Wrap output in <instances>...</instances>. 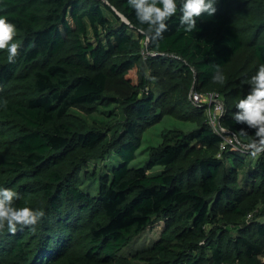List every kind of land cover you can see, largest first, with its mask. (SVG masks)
Wrapping results in <instances>:
<instances>
[{
	"label": "trees",
	"instance_id": "1",
	"mask_svg": "<svg viewBox=\"0 0 264 264\" xmlns=\"http://www.w3.org/2000/svg\"><path fill=\"white\" fill-rule=\"evenodd\" d=\"M216 8L192 32L177 12L149 40L127 0H0L20 44L12 62L0 50V186L21 193L18 207L45 211L35 230L0 232V264H264V151L252 154L242 138L253 130L233 118L264 63V0ZM244 52L255 69L231 66ZM217 67L222 85L212 78ZM156 74L167 76L180 101L172 106H188L194 126L164 129L145 164L131 166L140 127L154 116ZM191 89L220 94L219 124L239 142L213 130ZM111 105L123 115L111 134L70 112ZM110 155L118 162L107 171L88 169ZM154 220L166 224L150 248L132 260L119 254Z\"/></svg>",
	"mask_w": 264,
	"mask_h": 264
},
{
	"label": "clouds",
	"instance_id": "2",
	"mask_svg": "<svg viewBox=\"0 0 264 264\" xmlns=\"http://www.w3.org/2000/svg\"><path fill=\"white\" fill-rule=\"evenodd\" d=\"M134 10L136 20L140 25H146L140 31L145 32L146 39L161 38L169 27V20L179 12V23L185 31L196 29L197 19L203 15L212 16L216 11L219 0H127ZM17 27L6 16L0 15V50H6L7 60L12 62L18 55L20 44L14 39ZM213 80L218 84L224 83V75L217 67ZM249 90L235 104L234 120L252 129L254 135L247 140V146L256 155L264 151V63H260L254 74L248 80ZM7 103L0 99V107ZM223 113H221L222 115ZM241 135H246L241 129ZM21 193L9 187L0 186V232L7 229L15 233L17 228L35 226L42 222L45 211L42 208L29 206L18 207Z\"/></svg>",
	"mask_w": 264,
	"mask_h": 264
},
{
	"label": "rangeland",
	"instance_id": "3",
	"mask_svg": "<svg viewBox=\"0 0 264 264\" xmlns=\"http://www.w3.org/2000/svg\"><path fill=\"white\" fill-rule=\"evenodd\" d=\"M105 14L114 24L117 21L112 15L105 11ZM257 62L252 60L249 52H244L237 55L231 66L239 65L243 67V71L255 69ZM151 90L157 96L154 104V116L151 120L142 123L138 132L141 139V146L136 152V158L130 163L131 166H143L148 154V148L155 145L161 140V132L166 128H179L182 130H189L194 126V123L188 120L189 114H186V105H175L180 101H176V89L167 81V76L156 74L151 79ZM110 93H113L111 90ZM207 106V105H206ZM206 111V110H205ZM70 112L84 118L88 123H99L108 125L111 128L110 134L121 127L120 121L123 119L122 112L115 105L109 107H98L97 110L90 114H85L79 109L72 108ZM237 140L239 139L238 136ZM245 141L247 137L242 138ZM239 141V140H238ZM118 159L115 155L105 157L103 160H92L88 163V169H95L97 172H105L113 164L117 163ZM159 168H154L156 171ZM86 190L91 192L97 187V183H88L85 185ZM165 220H154L141 234L134 237L120 252L122 256L132 260V256L137 252L147 250L150 246L158 240L161 230L163 229ZM264 258V257H263ZM132 263L137 264L138 260L133 259Z\"/></svg>",
	"mask_w": 264,
	"mask_h": 264
},
{
	"label": "built area",
	"instance_id": "4",
	"mask_svg": "<svg viewBox=\"0 0 264 264\" xmlns=\"http://www.w3.org/2000/svg\"><path fill=\"white\" fill-rule=\"evenodd\" d=\"M189 100L192 104L207 105L205 113L207 115L208 123L213 130L224 139L225 143L234 144L235 142H239L232 130L226 129L219 124L221 113L224 111V102L218 92L211 91L200 93L191 89L189 92ZM243 148L245 147L243 146Z\"/></svg>",
	"mask_w": 264,
	"mask_h": 264
},
{
	"label": "water",
	"instance_id": "5",
	"mask_svg": "<svg viewBox=\"0 0 264 264\" xmlns=\"http://www.w3.org/2000/svg\"><path fill=\"white\" fill-rule=\"evenodd\" d=\"M124 21H126V18L123 16V15H121L120 13H118V12H116Z\"/></svg>",
	"mask_w": 264,
	"mask_h": 264
}]
</instances>
